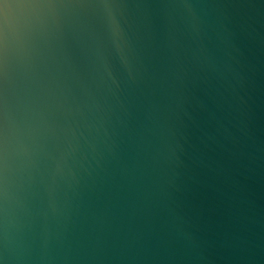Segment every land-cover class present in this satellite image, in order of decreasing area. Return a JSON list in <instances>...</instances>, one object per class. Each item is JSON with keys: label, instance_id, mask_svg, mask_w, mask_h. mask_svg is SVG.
Here are the masks:
<instances>
[{"label": "water", "instance_id": "water-1", "mask_svg": "<svg viewBox=\"0 0 264 264\" xmlns=\"http://www.w3.org/2000/svg\"><path fill=\"white\" fill-rule=\"evenodd\" d=\"M0 264H264V0H0Z\"/></svg>", "mask_w": 264, "mask_h": 264}]
</instances>
